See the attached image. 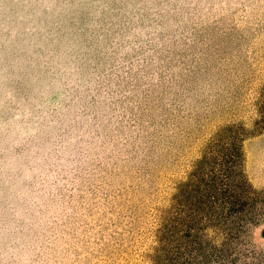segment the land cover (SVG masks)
Listing matches in <instances>:
<instances>
[{
    "label": "rangeland",
    "instance_id": "374dc122",
    "mask_svg": "<svg viewBox=\"0 0 264 264\" xmlns=\"http://www.w3.org/2000/svg\"><path fill=\"white\" fill-rule=\"evenodd\" d=\"M263 89L264 0H0V264H156L225 128L264 191Z\"/></svg>",
    "mask_w": 264,
    "mask_h": 264
},
{
    "label": "trees",
    "instance_id": "16d2710c",
    "mask_svg": "<svg viewBox=\"0 0 264 264\" xmlns=\"http://www.w3.org/2000/svg\"><path fill=\"white\" fill-rule=\"evenodd\" d=\"M257 113L256 126L264 130V89ZM237 134L225 128L223 139L210 142L177 187L157 237L156 264H264V256L241 240L264 216V191L254 190L244 175ZM211 230L221 235L220 242L210 237Z\"/></svg>",
    "mask_w": 264,
    "mask_h": 264
}]
</instances>
